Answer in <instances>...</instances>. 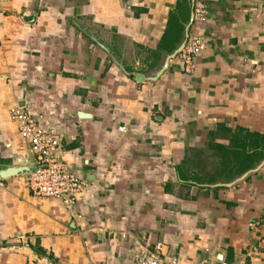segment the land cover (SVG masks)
I'll return each instance as SVG.
<instances>
[{
	"label": "crops",
	"instance_id": "crops-1",
	"mask_svg": "<svg viewBox=\"0 0 264 264\" xmlns=\"http://www.w3.org/2000/svg\"><path fill=\"white\" fill-rule=\"evenodd\" d=\"M192 1L0 0V160L32 168L19 105L87 181L72 215L0 178V264H131L157 243L162 264H264V0ZM189 24L194 69L178 55L155 79Z\"/></svg>",
	"mask_w": 264,
	"mask_h": 264
},
{
	"label": "built area",
	"instance_id": "built-area-1",
	"mask_svg": "<svg viewBox=\"0 0 264 264\" xmlns=\"http://www.w3.org/2000/svg\"><path fill=\"white\" fill-rule=\"evenodd\" d=\"M206 14L204 5H194V20L204 21ZM204 49L205 40L201 35L189 36L185 48L179 54L185 73L192 72L196 56ZM9 119L16 124L33 160L31 171L25 174L32 194L40 198L55 199L74 215L73 208L77 197L84 191L87 181L77 176L71 165L62 159V134L57 128L46 126L42 115L32 113L19 105L10 108ZM119 130L125 132L126 127H120ZM262 215L264 216V208ZM263 218L251 222L250 230L258 229ZM121 237L124 238L125 234H121ZM162 246V243H157L152 250L139 249L131 264H162ZM172 264L175 262L172 261Z\"/></svg>",
	"mask_w": 264,
	"mask_h": 264
},
{
	"label": "water",
	"instance_id": "water-1",
	"mask_svg": "<svg viewBox=\"0 0 264 264\" xmlns=\"http://www.w3.org/2000/svg\"><path fill=\"white\" fill-rule=\"evenodd\" d=\"M194 4V0L192 1V6ZM194 21V10H192L191 12V17H190V24L193 23ZM190 24L187 25L186 27V32H185V38L184 40L181 42V44L171 53L167 54L164 58V61L162 63V65L159 66V68L156 70L155 72V79L160 76L161 74H163L169 67L170 61L173 60L174 58H176L181 52L182 50L185 48L188 37H189V27ZM143 77L139 76L137 78V80H142ZM31 171V167L30 166H19V165H8L6 167L0 168V178L5 179V178H10L13 176H18L24 173H28Z\"/></svg>",
	"mask_w": 264,
	"mask_h": 264
},
{
	"label": "rangeland",
	"instance_id": "rangeland-1",
	"mask_svg": "<svg viewBox=\"0 0 264 264\" xmlns=\"http://www.w3.org/2000/svg\"><path fill=\"white\" fill-rule=\"evenodd\" d=\"M174 26V22L172 24V27ZM8 165H13V164H9V161L8 160H0V168H3V167H6ZM4 190L2 187H0V219H3L5 217V214H6V209H5V197H4ZM4 234L3 231H2V224H0V237L1 236H5V235H2ZM3 238H6V237H3ZM5 239H0V242L4 241ZM6 240H9V239H6ZM7 250V245H0V254H2L3 251H6Z\"/></svg>",
	"mask_w": 264,
	"mask_h": 264
},
{
	"label": "trees",
	"instance_id": "trees-1",
	"mask_svg": "<svg viewBox=\"0 0 264 264\" xmlns=\"http://www.w3.org/2000/svg\"><path fill=\"white\" fill-rule=\"evenodd\" d=\"M174 22V26L172 27V24ZM183 22L182 19L180 17H175L172 16V18L170 19V27L168 30V36H166L162 41H170V39L172 40V37H176L180 34V31L183 30ZM177 45V43L173 44L170 48L169 51H172L173 48Z\"/></svg>",
	"mask_w": 264,
	"mask_h": 264
}]
</instances>
